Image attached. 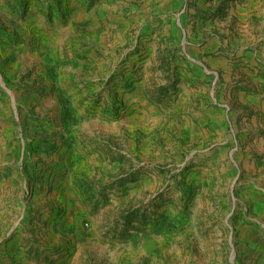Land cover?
Listing matches in <instances>:
<instances>
[{"label":"rangeland","instance_id":"rangeland-1","mask_svg":"<svg viewBox=\"0 0 264 264\" xmlns=\"http://www.w3.org/2000/svg\"><path fill=\"white\" fill-rule=\"evenodd\" d=\"M262 186L264 0H0V264H249Z\"/></svg>","mask_w":264,"mask_h":264},{"label":"crops","instance_id":"crops-1","mask_svg":"<svg viewBox=\"0 0 264 264\" xmlns=\"http://www.w3.org/2000/svg\"><path fill=\"white\" fill-rule=\"evenodd\" d=\"M71 10L72 12H71L69 19L71 20V18L75 17L80 22V25L82 27V31L78 32L80 36L78 37H75L76 35L73 36V38H76L77 40H79L80 43H77L75 47H72L71 45L72 36H70L71 31H69L71 23H67V26H63L62 28L55 26L54 30L55 29L66 30V36L69 37V38H66L64 42L65 45L67 46V50L75 49V52L82 51L88 48L86 44H88L87 41L90 38L89 36H86L85 34L86 24L87 26L88 24H91L90 28L92 29V28H97L98 26H100V22L98 18L94 16L95 15L94 10L92 9L86 10L83 3H77V2L72 3ZM50 37H54V35H50ZM46 44L47 43L44 41L42 46L47 47L45 46ZM48 48L49 47H47L46 49ZM89 61H90L89 59L83 60L82 62H84V64L82 66H78V68H76L74 72H76L78 75H81L82 73H84L85 69H87L89 66L88 64ZM260 189L262 190L263 195H264V187L262 186ZM259 199H260L259 202L261 204L260 206H257L255 210L256 216L253 219L254 226H250L251 232L250 234L246 235V241L248 245L250 246L249 247L250 249H248L247 254L248 255L250 254L251 256H244V257L249 262V264H264V207H262L264 205V198L260 197Z\"/></svg>","mask_w":264,"mask_h":264}]
</instances>
